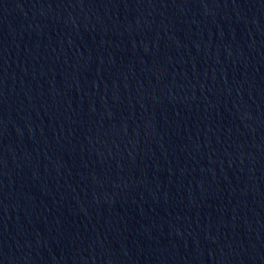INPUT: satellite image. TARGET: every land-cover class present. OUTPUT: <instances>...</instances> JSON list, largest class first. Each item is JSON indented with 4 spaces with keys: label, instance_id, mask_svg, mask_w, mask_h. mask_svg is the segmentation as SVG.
<instances>
[{
    "label": "water",
    "instance_id": "1",
    "mask_svg": "<svg viewBox=\"0 0 264 264\" xmlns=\"http://www.w3.org/2000/svg\"><path fill=\"white\" fill-rule=\"evenodd\" d=\"M0 264H264V0H0Z\"/></svg>",
    "mask_w": 264,
    "mask_h": 264
}]
</instances>
